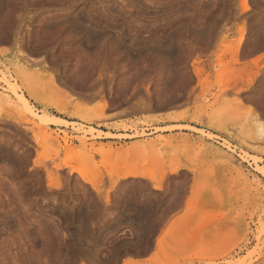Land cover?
I'll return each mask as SVG.
<instances>
[{"label": "rangeland", "instance_id": "374dc122", "mask_svg": "<svg viewBox=\"0 0 264 264\" xmlns=\"http://www.w3.org/2000/svg\"><path fill=\"white\" fill-rule=\"evenodd\" d=\"M241 2L0 0V264H264V0Z\"/></svg>", "mask_w": 264, "mask_h": 264}, {"label": "bare ground", "instance_id": "6f19581e", "mask_svg": "<svg viewBox=\"0 0 264 264\" xmlns=\"http://www.w3.org/2000/svg\"><path fill=\"white\" fill-rule=\"evenodd\" d=\"M241 5H242V7H245V8H247V0H242V2H241ZM199 71H201V70H199ZM198 72H196V74H197ZM198 75V74H197ZM54 76H52V78H53ZM55 80V79H54ZM7 100L10 102V101H12L9 97L7 98L6 96H3L1 93H0V106L1 105H3V103L6 101L7 102ZM18 101H17V104H16V106H15V111L19 114V116L20 117H25V118H27V117H30L31 118V123H33L34 125H36L35 127H37V128H39L40 130H43V129H45L47 126H49L50 124H60V125H63L64 124V122H63V120L62 119H60V118H55V119H52L51 117H49V116H47V115H40V114H36V112H35V110H34V108L30 105V103H29V101L25 98V97H23V96H18V99H17ZM14 103V102H13ZM15 105V104H14ZM9 107V106H8ZM13 107V106H12ZM14 108V107H13ZM1 109V108H0ZM11 111V110H10ZM10 111H7V112H10ZM14 111V112H15ZM1 112H2V110H1ZM5 112V111H4ZM2 114V113H1ZM14 118H15V116H13ZM23 120H21V122H22ZM16 122H17V120H16ZM27 122V121H26ZM18 123V122H17ZM28 123V122H27ZM26 123V124H27ZM65 125V124H64ZM24 127V126H23ZM260 127H261V125H260ZM169 130H171L172 128L171 127H169L168 128ZM51 139H52V141H54V139L51 137ZM65 144H67L68 143V140H67V138L65 139ZM80 142L82 143V145H84V146H87L86 145V140L85 139H80ZM69 146V145H68ZM61 147V146H60ZM64 148V147H63ZM69 168H71L72 169V171H74V173H76V174H78V175H81V173L80 172H76L74 169H73V167H69ZM70 169V170H71ZM180 169V168H179ZM179 169H177V170H175L174 171V169L172 170V171H174V172H171V170H170V172H171V174H173L174 173V175H175V173H177L178 171H179ZM257 170L259 171V173L261 174V175H263L264 176V168H261V167H257ZM69 172H71V171H69ZM170 174V175H171ZM129 177H139V174H136V173H133V174H124L122 177H119V181H121V180H124V179H127V178H129ZM85 180V179H84ZM152 180V179H151ZM153 181V180H152ZM154 187H155V189L156 190H159V191H162V187L161 186H157L156 184L154 185Z\"/></svg>", "mask_w": 264, "mask_h": 264}, {"label": "crops", "instance_id": "0c3cea01", "mask_svg": "<svg viewBox=\"0 0 264 264\" xmlns=\"http://www.w3.org/2000/svg\"><path fill=\"white\" fill-rule=\"evenodd\" d=\"M123 134V133H122ZM184 134H189V133H184Z\"/></svg>", "mask_w": 264, "mask_h": 264}]
</instances>
